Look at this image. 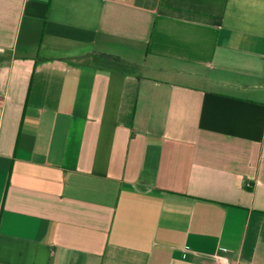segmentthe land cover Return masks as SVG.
I'll return each instance as SVG.
<instances>
[{
    "label": "crops",
    "instance_id": "obj_1",
    "mask_svg": "<svg viewBox=\"0 0 264 264\" xmlns=\"http://www.w3.org/2000/svg\"><path fill=\"white\" fill-rule=\"evenodd\" d=\"M216 262L264 264V0H0V264Z\"/></svg>",
    "mask_w": 264,
    "mask_h": 264
},
{
    "label": "trees",
    "instance_id": "obj_2",
    "mask_svg": "<svg viewBox=\"0 0 264 264\" xmlns=\"http://www.w3.org/2000/svg\"><path fill=\"white\" fill-rule=\"evenodd\" d=\"M100 56L106 61V62H110L113 61L116 65H121L122 64V59L120 57L111 55V54H105L102 53L100 54Z\"/></svg>",
    "mask_w": 264,
    "mask_h": 264
},
{
    "label": "built area",
    "instance_id": "obj_3",
    "mask_svg": "<svg viewBox=\"0 0 264 264\" xmlns=\"http://www.w3.org/2000/svg\"><path fill=\"white\" fill-rule=\"evenodd\" d=\"M228 251V249H226V248H220V251H219V253H217V257H220V253H226ZM213 264H220V263H218V262H216V263H213Z\"/></svg>",
    "mask_w": 264,
    "mask_h": 264
},
{
    "label": "rangeland",
    "instance_id": "obj_4",
    "mask_svg": "<svg viewBox=\"0 0 264 264\" xmlns=\"http://www.w3.org/2000/svg\"><path fill=\"white\" fill-rule=\"evenodd\" d=\"M111 65L118 66V67L120 66V65H116L114 62H112V64H111Z\"/></svg>",
    "mask_w": 264,
    "mask_h": 264
}]
</instances>
